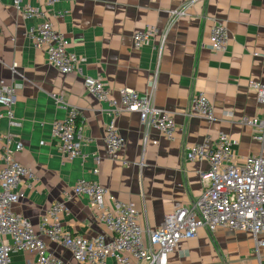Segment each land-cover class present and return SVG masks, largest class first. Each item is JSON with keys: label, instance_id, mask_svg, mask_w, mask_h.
<instances>
[{"label": "crops", "instance_id": "0c3cea01", "mask_svg": "<svg viewBox=\"0 0 264 264\" xmlns=\"http://www.w3.org/2000/svg\"><path fill=\"white\" fill-rule=\"evenodd\" d=\"M23 4L39 9L43 16L26 19L14 0H0V79L22 85L13 105L20 126L0 122V156L9 135L22 143L16 159L32 169L35 180L25 185L24 198L14 206V213L29 219L35 228L54 204L63 202L68 214L60 218L67 231L86 238L109 236L90 200L73 195L76 183L87 180L99 183L122 202L133 203L141 226L155 230L178 205L191 207L201 195L200 173L208 164L186 161L190 146L225 134L236 141L239 156L262 154L254 130L242 121L264 113L249 87L250 81L264 84V0H60L54 7L44 0H24ZM180 9L186 15L172 23L169 11ZM44 22L66 35L70 50L84 59V75L101 78L112 98L119 99L118 91L124 88L145 94L156 76L155 103L174 116L178 127L173 140L153 130L145 143L139 116L124 113L115 124L125 147L109 154L103 144L105 130L114 119L109 104L91 96L79 75H64L50 66L46 51L36 49L25 36L30 27ZM218 22L225 24L229 35L225 53L208 48ZM148 26H156L159 33L142 49H134V34ZM13 64L22 77H13ZM57 93L65 95L69 107L78 109L92 139L84 148L85 158L73 162L62 160L52 135V123L67 116V110L52 100ZM192 93L209 99L214 122L190 115ZM0 112H4L1 107ZM257 241H264V235L255 238L226 229L210 235L201 229L196 238L181 242L168 264H264V247H257ZM46 244L55 257L76 264L66 250L47 240ZM33 258L16 254L11 264H28Z\"/></svg>", "mask_w": 264, "mask_h": 264}, {"label": "built area", "instance_id": "2783aa9c", "mask_svg": "<svg viewBox=\"0 0 264 264\" xmlns=\"http://www.w3.org/2000/svg\"><path fill=\"white\" fill-rule=\"evenodd\" d=\"M14 0L15 8L26 19L43 16L36 8ZM46 6L54 7L60 0H44ZM171 22L186 15L184 9L169 11ZM58 16L63 17V13ZM169 28L162 40L166 41ZM159 33L156 26H148L133 36L134 49L148 45ZM27 40L36 48L44 49L47 61L61 74H77L83 78L87 92L99 102L108 103L114 118L107 126L103 144L109 154L122 151L126 140L115 121L124 113L137 114L147 134L158 131L168 140H173L178 127L174 116L157 107L155 103L157 77L149 83V90L140 94L130 89H119V99L112 98L101 78L84 75V59L70 50V41L64 33L49 22L30 27ZM228 31L224 23L214 25L208 48L214 53H225L228 47ZM205 46L203 45L202 48ZM161 52V51H160ZM17 64L10 67L13 77H22ZM257 94L258 105L264 110V84L249 82ZM22 85L7 84L0 79V122L6 120L11 128H18L13 105L16 92ZM56 106L67 110L63 120L52 123V135L58 141V149L64 162L85 158L84 148L92 143L87 134V125L77 108L69 107L63 93L52 95ZM190 115L209 123L215 121L214 107L203 93L190 96ZM243 125L252 127L254 140L262 145V154L239 156L236 141L221 134L217 139L207 137L203 143L190 146L184 156L188 162H206L208 169L200 173L202 192L194 205H178L174 212L157 229L141 226L139 213L133 203L120 201L111 191L97 182L80 180L73 188L74 196H85L97 212L109 236L97 235L86 238L67 231L61 215H67L65 203L54 204L41 218L37 228L32 222L14 213V206L24 198L25 185L35 180L32 169L22 165L16 154L23 150L22 143L12 135L5 139L0 156V264H11L16 254H31L28 264H68L49 252L46 240L66 250L76 264H168L169 255L181 248V242L197 237L201 229L213 235L218 230L248 232L258 238L264 235V113L245 118ZM14 144V148H12ZM99 163L100 158H94ZM98 174V169L95 171ZM264 247V241H257Z\"/></svg>", "mask_w": 264, "mask_h": 264}]
</instances>
